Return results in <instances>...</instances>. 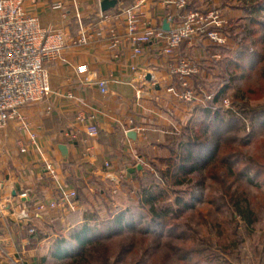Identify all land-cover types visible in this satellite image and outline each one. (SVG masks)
Wrapping results in <instances>:
<instances>
[{
    "label": "crops",
    "instance_id": "0c3cea01",
    "mask_svg": "<svg viewBox=\"0 0 264 264\" xmlns=\"http://www.w3.org/2000/svg\"><path fill=\"white\" fill-rule=\"evenodd\" d=\"M23 1L26 11L38 17L44 28L67 35V48L49 65L51 95L43 103L21 110L27 128L23 129L20 122L14 121L0 134V264H39L50 255L55 243L67 239L73 230L102 222L100 209L108 210L109 221L130 208L129 204L120 206L115 199L120 189L119 179L130 181L135 175L143 176L149 166L143 162L149 159L155 162L160 152H168L165 141L172 136L175 124L184 118L183 113L188 115L186 112L191 110L190 105L180 103L166 91L172 81L158 55L157 45L150 46V53L142 59H133L125 42L118 53L119 59L114 57L115 52L108 51L107 41L96 33L114 28L125 40L127 31L123 17L111 19L110 23L101 21L100 0ZM135 1L119 0L115 9L104 14L118 16ZM58 3L63 8L53 10ZM208 8L219 9L231 19L237 16V11H230L228 5L223 8L217 3L207 4L202 10ZM189 9L197 10L192 4ZM140 11L163 27L164 20L155 17L165 11L160 10L159 5ZM170 12L165 11V14ZM82 31L93 33V42L85 47H72V41ZM204 46L221 54L233 47L229 42L220 47L208 41L193 40L182 46V52L198 65L199 54L195 52ZM211 58L222 57L213 54ZM132 65L149 67L147 70L160 80L159 85L154 86L147 79L141 83L131 72ZM83 66L87 71L81 73L78 69ZM106 78L113 80L109 85L110 93L105 96L97 83ZM192 108H195L194 113L197 107ZM79 114L96 116L95 137H89L87 128L76 123ZM132 131L136 133V141L127 137ZM72 132L76 134L74 140L66 137ZM32 135L39 150L32 144ZM19 141L27 146V153H21ZM61 145L68 149L66 159L59 150ZM106 163L111 166L106 168ZM46 164L54 165L58 184L64 191H74L77 196L60 207L35 215L33 209L38 201L52 202L60 196L58 184L46 173ZM81 192L87 197L98 195L104 204L97 209L91 199L90 202L83 200ZM23 210L29 211L31 220L19 224L17 216ZM30 230H34V234H30Z\"/></svg>",
    "mask_w": 264,
    "mask_h": 264
},
{
    "label": "rangeland",
    "instance_id": "374dc122",
    "mask_svg": "<svg viewBox=\"0 0 264 264\" xmlns=\"http://www.w3.org/2000/svg\"><path fill=\"white\" fill-rule=\"evenodd\" d=\"M205 1L208 0H190V3L197 10H202L207 4L211 6L217 3L223 8L228 5L234 13L237 11V16L229 18L226 31L234 50L222 51L221 54V51L205 46L196 49L201 73L194 79L193 86L203 101L197 102V106L190 105L191 110L186 112L188 115L183 113L184 118L175 124L172 136L167 138L164 145L175 148V142L178 139L180 141V135L192 120V127H196L197 133L201 135L203 127L199 123L203 118L200 113L192 112L195 109L192 106L199 109L203 107L205 95H215L216 98L226 89L221 101L224 98L230 100V110L219 108L221 101L216 102L226 123L218 128L216 125L210 126L207 138L212 142L213 135L218 136L223 144L220 156L233 161L232 172L229 173L224 164H214L205 172L187 177V180L192 179L191 182L179 187L173 186V180L158 172L159 169L166 170V163L160 162L159 158L171 157L168 149V152H160L155 162L152 159L143 162V165H149H145L147 172L143 176L136 175L130 181L120 178V189L115 199L120 206L131 205L134 212L133 226L129 229H116L109 237L87 248V251L107 252L111 264H179L178 257L182 253L176 251H206L196 255L189 264L198 261L204 264L210 254L219 256L213 259L214 264H264V79L260 77L264 62L256 69L246 67L245 72L231 66V63L238 62L237 53L240 51L253 57L257 48L254 41L258 36L250 34L253 28L251 21L255 9L261 4L264 7V0ZM213 54L222 58L211 60ZM227 112H237L235 119L226 116ZM211 142L208 148L215 145L214 139ZM246 173H249L248 178ZM151 186L165 190L159 207L171 206L175 211L181 209L179 216L171 215L166 222L153 223L148 213L137 209L142 188ZM234 192L245 195L257 215V223L252 227V232L238 218H233L228 203ZM80 194L84 201L90 202L91 199L95 202L97 209L104 204L98 195L97 198L93 195L84 196V192ZM178 198L192 208H178L175 205ZM100 210L102 223L106 222L108 210ZM101 228L100 231L106 236V230L111 226L103 223ZM222 251H230L232 254L224 257ZM86 262L83 264L98 263L91 258ZM48 264H69V261H51Z\"/></svg>",
    "mask_w": 264,
    "mask_h": 264
},
{
    "label": "built area",
    "instance_id": "2783aa9c",
    "mask_svg": "<svg viewBox=\"0 0 264 264\" xmlns=\"http://www.w3.org/2000/svg\"><path fill=\"white\" fill-rule=\"evenodd\" d=\"M78 1V0H74ZM190 0H136L134 5L123 10L118 16H106L100 13L102 22L110 23L111 19H122L126 25V37L122 40L114 28L99 30L96 36L105 38L107 49L115 52V58L123 45L131 49L133 59H142L150 53V46H158V55L164 61L168 78L172 81L166 91L177 101L185 105H194L203 101L193 86V80L200 74V68L193 59L182 52V46L193 40L208 41L215 46H226L229 42L227 28L229 18L219 9L189 10ZM159 5L160 10H171L169 14L162 12L155 17L159 21L166 20L170 30L165 31L162 25H157L145 12L144 7ZM63 5L58 3L53 10H61ZM80 19L79 16H77ZM106 32V33H105ZM105 33V34H104ZM93 33L82 31L72 41V47H85L93 42ZM195 37V38H193ZM67 48V35L62 31L49 30L41 25L38 17L30 15L24 8L23 0H0V134L6 131L11 122L18 121L22 128H27L25 117L21 110L43 103L51 95L50 63L58 60ZM149 67L132 65L130 70L144 83L149 75L151 82L159 85L160 80L149 70ZM84 73L87 67H79ZM112 78L102 79L97 83L102 95H109V85ZM141 93V92H140ZM142 94V93H141ZM203 107L217 111L219 108L230 110V100L224 98L217 108L215 95L204 96ZM76 123L87 128V135H97V118L95 115L79 114ZM68 139H76L75 132L67 133ZM35 136L31 141L35 149ZM22 154L27 153V146L18 142ZM110 163L105 167L109 168ZM47 175L58 184L57 171L54 165L46 164ZM60 196L52 202L38 201L34 205L33 214L39 215L47 210L55 209L76 198L74 191L65 192L58 184ZM19 224L31 220L29 211H21L17 216ZM34 234V230H30ZM6 258L9 255L3 253ZM25 264V263H24Z\"/></svg>",
    "mask_w": 264,
    "mask_h": 264
},
{
    "label": "trees",
    "instance_id": "16d2710c",
    "mask_svg": "<svg viewBox=\"0 0 264 264\" xmlns=\"http://www.w3.org/2000/svg\"><path fill=\"white\" fill-rule=\"evenodd\" d=\"M253 14L254 17L251 21V26L253 28L251 29L250 34L255 36L257 34L258 36L254 41V45L257 48L255 49L253 57L247 56L248 54L246 55L244 51H240L237 53L238 62L231 63V66H234L244 72L246 67L256 69L264 62V7L262 4L255 9ZM260 77L264 79V69L261 71ZM225 92L226 89L222 90L215 98V102L221 101ZM196 113H200L203 118V121L199 123L200 126L203 127H201V135H199L200 133H197L196 127H192L194 126L192 125V120L180 135V141L178 139L175 142V148H169L166 145L167 149H169L171 153V157L159 158L160 162L166 163L167 167L166 170L161 171L159 169L158 172L161 173L163 177H169L171 181L173 180V186L179 187L191 182L192 179L187 180L186 178L199 172H205L214 164H224L226 168H228V172H232L231 166L233 161L231 162L230 158L221 157L222 155L220 156V152L222 150L220 148H223V144L221 145V142L218 140V136L216 134L213 135L215 145L212 144L213 139L211 142L207 138L210 126L216 125L218 128L219 125L221 126L223 123H226L223 119L224 115H222L220 110L214 111L204 107L197 109ZM236 115L237 112L226 113V116H229L231 120H234ZM262 126L264 127V120L262 121ZM210 142L212 146L208 148L207 145L210 144ZM179 176H182L183 179H180L181 177ZM248 176L249 173H246L247 178ZM164 191L165 190H162L161 188H156V186L142 188V194L140 196L139 206L137 209L144 213H148L150 222H166L169 216H179L181 213V209H179V211H175L171 206L165 208L159 207ZM229 192L230 191H228L227 194ZM230 196L231 198L228 204L232 210L233 218H238L239 222L243 223L246 229L252 232V227L257 223V215L252 209L248 199L245 198V195L243 194L238 195L237 192H234V194ZM175 205L183 210L192 208L181 198L176 199ZM133 213L134 212L130 207L117 214L113 219L103 222L111 226V228L106 230V236L105 233L100 231L102 229L101 225H103L102 222L88 223L73 230L67 239L57 241L50 255L47 258H43L39 264H48L51 261L63 262L65 260H68L69 264H83L87 263L86 261L90 258L93 261H97V264H111L107 252L87 251V248L95 242L101 241L105 237H109V234H113L116 229H129L132 227L134 223ZM204 252L206 251H176L175 253H182V255H179L178 257L179 264H189L196 255H201ZM221 254L226 257L228 254L232 253L230 251H222ZM215 257L210 254L204 264H214L213 259ZM218 257L219 256L216 258ZM194 264H200V261Z\"/></svg>",
    "mask_w": 264,
    "mask_h": 264
},
{
    "label": "water",
    "instance_id": "95a60500",
    "mask_svg": "<svg viewBox=\"0 0 264 264\" xmlns=\"http://www.w3.org/2000/svg\"><path fill=\"white\" fill-rule=\"evenodd\" d=\"M118 3H119V0H100V11H101V13L104 14L110 10L115 9L117 7ZM163 29L165 31L170 30V24L166 20L163 23ZM193 38H195V37H193ZM147 80L151 81V77L148 76ZM127 137L133 141H136V139H137L136 133L133 131L129 132ZM59 150H60L62 156L66 159L68 157L67 147L64 145H61V146H59Z\"/></svg>",
    "mask_w": 264,
    "mask_h": 264
}]
</instances>
